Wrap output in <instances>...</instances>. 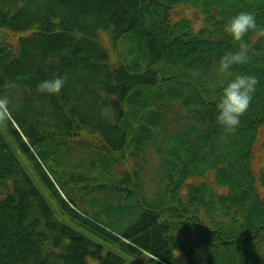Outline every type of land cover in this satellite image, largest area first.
<instances>
[{
    "label": "trees",
    "instance_id": "16d2710c",
    "mask_svg": "<svg viewBox=\"0 0 264 264\" xmlns=\"http://www.w3.org/2000/svg\"><path fill=\"white\" fill-rule=\"evenodd\" d=\"M240 12L264 28V0H0V264H264V37L219 72ZM237 74L259 83L229 134ZM114 202L118 227L92 216Z\"/></svg>",
    "mask_w": 264,
    "mask_h": 264
},
{
    "label": "clouds",
    "instance_id": "9594fccd",
    "mask_svg": "<svg viewBox=\"0 0 264 264\" xmlns=\"http://www.w3.org/2000/svg\"><path fill=\"white\" fill-rule=\"evenodd\" d=\"M224 31L237 43L236 51L227 52L219 61V72L227 73L233 66L245 65L251 62L249 55L250 46L245 41V36L254 32L257 38L264 37V28L256 23V17L250 12H240L233 17L225 26ZM67 81V77H53L44 80L37 86L40 93L57 95L61 93ZM259 80L254 75L237 74L222 91L217 104V123L222 126L226 133H234L241 123V117L249 109L253 95ZM7 87L14 88L16 85L8 82ZM10 100L7 96H0V126H7L10 113ZM111 105H106L102 110L109 112Z\"/></svg>",
    "mask_w": 264,
    "mask_h": 264
},
{
    "label": "rangeland",
    "instance_id": "374dc122",
    "mask_svg": "<svg viewBox=\"0 0 264 264\" xmlns=\"http://www.w3.org/2000/svg\"><path fill=\"white\" fill-rule=\"evenodd\" d=\"M187 16H189L191 19H196L197 21L200 20L199 18V15L194 12V11H187L186 13ZM201 24V21L198 22V25L200 26ZM1 34L0 33V39H1ZM262 144H261V147H260V151H259V157H258V165L260 167V170H263L264 171V135L262 137ZM37 185H39V182L37 181ZM60 184H62L60 181H59ZM110 206L108 207V212H94L92 214L93 217H95L96 219H98L99 221H101L103 224L105 225H108L110 227H118L120 225V222L117 221L115 219V214H113V211H114V205L116 204L115 202L114 203H109ZM112 205V206H111ZM89 264H100V262L92 257L89 258Z\"/></svg>",
    "mask_w": 264,
    "mask_h": 264
},
{
    "label": "bare ground",
    "instance_id": "6f19581e",
    "mask_svg": "<svg viewBox=\"0 0 264 264\" xmlns=\"http://www.w3.org/2000/svg\"><path fill=\"white\" fill-rule=\"evenodd\" d=\"M62 12V11H61ZM64 13V12H63ZM62 13V14H63ZM8 165V167H10V165L9 164H7ZM42 165V168H43V170H46V166L42 163L41 164ZM64 198H65V200L66 201H68V199H67V197L66 196H64ZM69 202V201H68ZM31 224H33L34 225V223H36L35 221H32V222H30ZM30 234H32L31 232H34V230L32 229V228H30L29 229V231H28ZM15 239H13V241H12V243H14L16 246H20V244L19 243H17L16 241H14ZM7 241H9V242H11V240L10 239H7ZM19 249V251L20 252H23V248H18ZM48 256H50V254H48ZM54 256H56L55 254H54Z\"/></svg>",
    "mask_w": 264,
    "mask_h": 264
}]
</instances>
